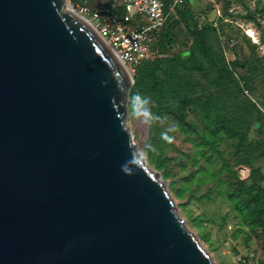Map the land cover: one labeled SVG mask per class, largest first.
<instances>
[{"label":"water","instance_id":"1","mask_svg":"<svg viewBox=\"0 0 264 264\" xmlns=\"http://www.w3.org/2000/svg\"><path fill=\"white\" fill-rule=\"evenodd\" d=\"M65 2L0 0V264H212L137 152L132 74Z\"/></svg>","mask_w":264,"mask_h":264},{"label":"rangeland","instance_id":"2","mask_svg":"<svg viewBox=\"0 0 264 264\" xmlns=\"http://www.w3.org/2000/svg\"><path fill=\"white\" fill-rule=\"evenodd\" d=\"M161 1L170 16L153 48L179 75L163 80L165 94L168 103L191 104L183 122L168 106L156 110L145 79L136 93L158 119L145 122L129 99L126 123L137 152L164 181L212 264H249L250 256L264 264V201L258 196L264 191V0ZM205 23L214 28L207 42L221 58L220 70L191 50L190 29ZM165 133L171 143L162 139Z\"/></svg>","mask_w":264,"mask_h":264},{"label":"built area","instance_id":"3","mask_svg":"<svg viewBox=\"0 0 264 264\" xmlns=\"http://www.w3.org/2000/svg\"><path fill=\"white\" fill-rule=\"evenodd\" d=\"M75 10L91 24L131 74L141 61L157 53L150 43L156 39L168 15L161 0H113L95 5L76 3ZM134 18L139 20L133 23ZM248 261L249 264H261L254 262L251 256Z\"/></svg>","mask_w":264,"mask_h":264},{"label":"trees","instance_id":"4","mask_svg":"<svg viewBox=\"0 0 264 264\" xmlns=\"http://www.w3.org/2000/svg\"><path fill=\"white\" fill-rule=\"evenodd\" d=\"M165 12L168 13L166 8H165ZM169 16L170 15H167L166 21L164 25L160 28L158 35L160 31L167 24ZM213 30L214 28L212 26V23H205L202 26L195 25L194 28L190 29L189 35L191 38V50L197 51L203 57L213 61L217 69L220 70L218 67L219 64H222L221 58L207 42V36ZM156 39L150 43L151 49H154L153 44L154 41H156ZM184 68H186V66H184ZM189 69L195 70V68H189ZM132 76L134 79V83L129 93V99H130L129 108H132L134 104H136V97H137L136 92L141 88L143 81L145 79H148L150 83V93L154 103L153 106L155 107V109L160 111L163 106L164 107L168 106L169 108H172L171 113L177 118V120L183 122L182 119L183 109L187 105L191 104V102L175 101V104L168 103V98L166 97L165 94V90H166L165 85L163 84V80L166 79H168V81H177L179 75L175 67L170 66L165 58L159 56L157 57L156 55H154L149 57L148 59L141 61L135 67ZM161 77H163L164 79ZM172 87L173 88L176 87L175 82L173 83ZM213 114H214L213 111H208L207 116H209V118H212ZM232 127L233 126L229 127V129ZM237 131L238 129L234 127L233 133L236 134ZM239 137L244 139L246 138V135L239 134ZM245 161L247 160H242L241 162H245ZM258 196L260 200L264 201L263 190H259Z\"/></svg>","mask_w":264,"mask_h":264},{"label":"clouds","instance_id":"5","mask_svg":"<svg viewBox=\"0 0 264 264\" xmlns=\"http://www.w3.org/2000/svg\"><path fill=\"white\" fill-rule=\"evenodd\" d=\"M147 105V101L146 100H142L139 96L136 97V105L134 107V111L135 114L139 117H143L144 121H151L153 119H158V117H154L152 112L149 110V108L146 106ZM177 126H176V129ZM162 139H164L165 141H167L168 143H171L173 141V137H169L167 136V134H162ZM137 167H141L142 165V161L137 160L136 161ZM122 171H124L126 174L130 175V173H128L127 168H125L123 165L121 166ZM142 169V167H141Z\"/></svg>","mask_w":264,"mask_h":264},{"label":"bare ground","instance_id":"6","mask_svg":"<svg viewBox=\"0 0 264 264\" xmlns=\"http://www.w3.org/2000/svg\"><path fill=\"white\" fill-rule=\"evenodd\" d=\"M63 11L69 12V13L73 14L76 17H79V18L81 17L80 14L77 13V11L75 10V8L71 4H69L67 2H65Z\"/></svg>","mask_w":264,"mask_h":264}]
</instances>
